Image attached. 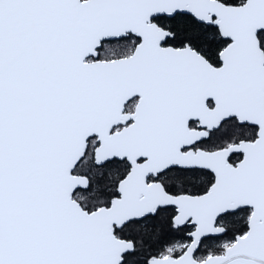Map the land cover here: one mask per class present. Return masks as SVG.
<instances>
[{"label":"snow or ice","instance_id":"1","mask_svg":"<svg viewBox=\"0 0 264 264\" xmlns=\"http://www.w3.org/2000/svg\"><path fill=\"white\" fill-rule=\"evenodd\" d=\"M0 264H264V0H0Z\"/></svg>","mask_w":264,"mask_h":264}]
</instances>
